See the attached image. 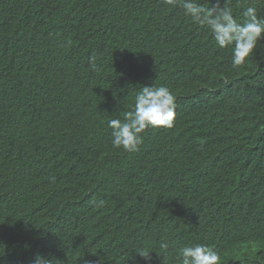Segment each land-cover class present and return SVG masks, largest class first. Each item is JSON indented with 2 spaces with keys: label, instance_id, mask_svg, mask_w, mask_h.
Listing matches in <instances>:
<instances>
[{
  "label": "trees",
  "instance_id": "obj_1",
  "mask_svg": "<svg viewBox=\"0 0 264 264\" xmlns=\"http://www.w3.org/2000/svg\"><path fill=\"white\" fill-rule=\"evenodd\" d=\"M231 57L161 0H0V264H181L191 244L264 264V37ZM143 86L170 89L174 126L115 148Z\"/></svg>",
  "mask_w": 264,
  "mask_h": 264
},
{
  "label": "clouds",
  "instance_id": "obj_2",
  "mask_svg": "<svg viewBox=\"0 0 264 264\" xmlns=\"http://www.w3.org/2000/svg\"><path fill=\"white\" fill-rule=\"evenodd\" d=\"M169 7L179 6L185 16L201 27H207L219 48L232 46L231 64L239 69L246 63L257 44L264 37V17H260L255 6H248L240 22L234 17L230 7L213 8L198 0H161ZM218 7V6H217ZM175 97L165 86H143L135 94L131 110L124 113L123 119H110L112 145L124 151H137L143 143L141 133L147 128H172L176 120ZM103 205V201H101ZM100 205H98L99 207ZM167 248L166 243L160 245ZM144 264H152V251L148 247L137 250ZM181 264H218V254L207 245H184L179 249ZM31 264H53L48 258L36 254Z\"/></svg>",
  "mask_w": 264,
  "mask_h": 264
}]
</instances>
